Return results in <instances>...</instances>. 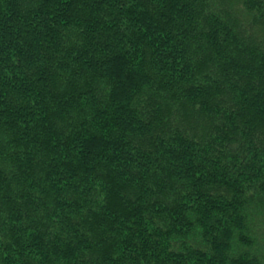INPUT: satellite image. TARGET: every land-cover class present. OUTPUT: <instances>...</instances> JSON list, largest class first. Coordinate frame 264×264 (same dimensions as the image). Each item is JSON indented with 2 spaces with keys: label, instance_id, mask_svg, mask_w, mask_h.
Instances as JSON below:
<instances>
[{
  "label": "trees",
  "instance_id": "obj_1",
  "mask_svg": "<svg viewBox=\"0 0 264 264\" xmlns=\"http://www.w3.org/2000/svg\"><path fill=\"white\" fill-rule=\"evenodd\" d=\"M0 264H264V0H0Z\"/></svg>",
  "mask_w": 264,
  "mask_h": 264
}]
</instances>
